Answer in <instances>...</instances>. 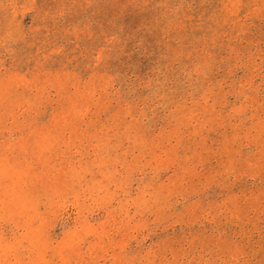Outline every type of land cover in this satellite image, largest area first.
<instances>
[{
  "label": "rangeland",
  "instance_id": "obj_1",
  "mask_svg": "<svg viewBox=\"0 0 264 264\" xmlns=\"http://www.w3.org/2000/svg\"><path fill=\"white\" fill-rule=\"evenodd\" d=\"M0 264H264V0H0Z\"/></svg>",
  "mask_w": 264,
  "mask_h": 264
}]
</instances>
